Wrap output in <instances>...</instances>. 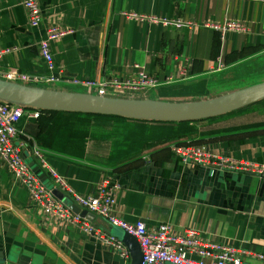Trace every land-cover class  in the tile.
Instances as JSON below:
<instances>
[{
	"label": "crops",
	"instance_id": "1",
	"mask_svg": "<svg viewBox=\"0 0 264 264\" xmlns=\"http://www.w3.org/2000/svg\"><path fill=\"white\" fill-rule=\"evenodd\" d=\"M39 2L43 19L34 29L23 0H0V51L11 50L0 60V80L11 70L44 79L50 75L39 45L51 25L73 32L52 44L57 74L62 72L66 79L127 83L144 72L159 83L138 92L106 89V94H116L107 98L183 104L211 101L226 96L210 94L208 86L215 74L264 63V0ZM163 19L190 24L178 29ZM227 20L242 23L248 31L222 37L207 27ZM40 84L23 85L44 88ZM81 87L86 91L50 89L99 96L98 89ZM33 112L41 118L25 116L18 129L29 146L38 144L49 166L76 194L93 196L110 179L121 186L114 205L116 218L130 224L143 221L149 230L168 224L180 236L193 231L202 242L264 257V176L184 164L168 149L173 142L198 145L211 158L264 166V99L189 125L154 127L138 119L93 120L88 135L74 133L64 118L50 114L54 111ZM25 159L44 182L50 178L39 170L29 149ZM63 196L60 201L65 207L72 212L74 206L79 208L70 194ZM85 219L107 235H121L101 217ZM0 264H131V259L124 260L76 226L48 217L0 160ZM244 264H264V260L253 257Z\"/></svg>",
	"mask_w": 264,
	"mask_h": 264
},
{
	"label": "built area",
	"instance_id": "2",
	"mask_svg": "<svg viewBox=\"0 0 264 264\" xmlns=\"http://www.w3.org/2000/svg\"><path fill=\"white\" fill-rule=\"evenodd\" d=\"M28 20L32 28L40 27L43 12L39 0H23ZM130 16L137 17L134 14ZM145 20L146 16H138ZM156 21L155 17H152ZM164 24H173L181 29L186 23L180 19H163ZM207 27L220 32L221 36L228 32L246 33L248 30L240 22L225 21L222 24H207ZM72 30H67L58 25H51L46 29V37L40 42V54L46 64L50 75L47 78H38L22 74L17 70H11L2 77L5 81L18 82L22 84H58L69 83L75 86H85L90 89H98L99 96L106 97V89H130L143 91L155 88L158 81L148 74L142 72L138 78L132 82L121 83L118 80H111L101 83L91 80L66 79L62 72L57 74L56 62L52 52V44L62 38L72 34ZM11 50L0 51V60L4 54ZM222 69V68H221ZM220 69V70H221ZM28 116L38 119L40 113L33 112L24 106L14 105L0 100V160L8 166L14 177L29 191L34 203L39 206L48 217H55L68 224L74 225L86 235L93 236L115 249L124 260H130L129 249L119 239L107 235L80 214H75L70 208L54 195V190L61 193L70 194L77 206L81 210L87 211L97 217L105 219L112 227L118 228L133 236L139 243L143 254L142 264H244L248 258H259L263 256L252 254L251 252L238 250L222 244L205 243L197 239L196 232L189 231L185 235L176 234L174 229L166 224L156 229L149 230L145 222L139 221L135 224L127 223L114 216V205L117 193L121 190L120 184L112 180H104L98 192L89 197H82L71 190L65 180L49 166L36 142H31L29 146L24 134L17 127L18 123ZM30 150L33 157L41 166L39 170L46 172L52 179L54 187L48 188L43 181L41 174L34 170L33 166L25 159L26 150ZM170 149L175 152L184 164L206 165L212 170H222L227 172H244L264 176V166L234 162L229 158H211L205 149L198 145L184 144L171 145Z\"/></svg>",
	"mask_w": 264,
	"mask_h": 264
},
{
	"label": "water",
	"instance_id": "3",
	"mask_svg": "<svg viewBox=\"0 0 264 264\" xmlns=\"http://www.w3.org/2000/svg\"><path fill=\"white\" fill-rule=\"evenodd\" d=\"M264 99V83L211 101L183 103H154L141 100H122L91 94H79L31 87L20 83L0 80V100L14 105L41 110L76 112L105 116H117L138 120L161 122H194L215 118L240 110ZM141 109L139 113H137ZM44 181V180H43ZM54 195L63 200L59 190ZM72 210L90 220L95 215L74 206ZM116 237L129 249L131 264H142L143 254L138 241L120 230Z\"/></svg>",
	"mask_w": 264,
	"mask_h": 264
},
{
	"label": "rangeland",
	"instance_id": "4",
	"mask_svg": "<svg viewBox=\"0 0 264 264\" xmlns=\"http://www.w3.org/2000/svg\"><path fill=\"white\" fill-rule=\"evenodd\" d=\"M264 83V63L249 65L248 68L237 67V68H229L226 69L223 73H217L215 76L212 77L210 80L208 90L210 94L213 96L215 95H228V93L232 92H239L244 89L250 88L252 86H256L259 84ZM39 86L48 88V89H55L62 90V89H69L74 92H84L86 91L85 88L81 86H64L60 83L55 85H43L40 84ZM65 87V88H64ZM97 94V92H94ZM106 96H116L115 93L109 92ZM224 117H219L217 120H221ZM171 145H177L176 143H171ZM45 185L48 188H53L54 184L48 178L45 181Z\"/></svg>",
	"mask_w": 264,
	"mask_h": 264
},
{
	"label": "trees",
	"instance_id": "5",
	"mask_svg": "<svg viewBox=\"0 0 264 264\" xmlns=\"http://www.w3.org/2000/svg\"><path fill=\"white\" fill-rule=\"evenodd\" d=\"M29 110H35V108H30L26 107ZM43 113V111H40ZM52 116L56 118L58 116L60 119L64 118L68 123H70L72 126V130L76 134H90L92 132V122L93 120H105V121H119V120H131V119H126L123 117H117V116H105V115H96V114H85V113H64V112H51ZM41 118V117H40ZM69 121V122H68ZM85 121V123H84ZM138 122H141L143 124L147 125H152L154 127H162L163 125L165 126H178V124H191L193 122H180V123H175V122H161V121H149V120H136ZM200 121H205V120H200ZM200 121H195V122H200ZM159 128H153L152 131H155ZM111 135L108 134V137ZM170 149V148H168Z\"/></svg>",
	"mask_w": 264,
	"mask_h": 264
},
{
	"label": "bare ground",
	"instance_id": "6",
	"mask_svg": "<svg viewBox=\"0 0 264 264\" xmlns=\"http://www.w3.org/2000/svg\"><path fill=\"white\" fill-rule=\"evenodd\" d=\"M138 110H139V111H138L137 113L141 112V111H140L141 109H138Z\"/></svg>",
	"mask_w": 264,
	"mask_h": 264
}]
</instances>
